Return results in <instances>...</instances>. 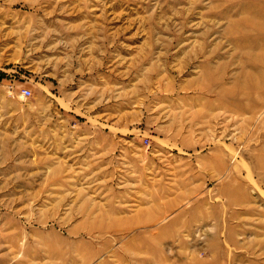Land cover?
<instances>
[{
	"label": "rangeland",
	"instance_id": "374dc122",
	"mask_svg": "<svg viewBox=\"0 0 264 264\" xmlns=\"http://www.w3.org/2000/svg\"><path fill=\"white\" fill-rule=\"evenodd\" d=\"M0 264H264V0H0Z\"/></svg>",
	"mask_w": 264,
	"mask_h": 264
},
{
	"label": "built area",
	"instance_id": "2783aa9c",
	"mask_svg": "<svg viewBox=\"0 0 264 264\" xmlns=\"http://www.w3.org/2000/svg\"><path fill=\"white\" fill-rule=\"evenodd\" d=\"M24 97H30L31 96V91L29 89H24L22 92Z\"/></svg>",
	"mask_w": 264,
	"mask_h": 264
}]
</instances>
